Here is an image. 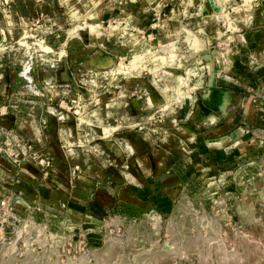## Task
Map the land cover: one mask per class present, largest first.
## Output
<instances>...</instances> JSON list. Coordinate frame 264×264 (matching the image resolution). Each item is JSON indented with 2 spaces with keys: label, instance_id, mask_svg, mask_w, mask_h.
Here are the masks:
<instances>
[{
  "label": "rangeland",
  "instance_id": "rangeland-1",
  "mask_svg": "<svg viewBox=\"0 0 264 264\" xmlns=\"http://www.w3.org/2000/svg\"><path fill=\"white\" fill-rule=\"evenodd\" d=\"M255 29L264 0H0V264H264Z\"/></svg>",
  "mask_w": 264,
  "mask_h": 264
},
{
  "label": "crops",
  "instance_id": "crops-1",
  "mask_svg": "<svg viewBox=\"0 0 264 264\" xmlns=\"http://www.w3.org/2000/svg\"><path fill=\"white\" fill-rule=\"evenodd\" d=\"M252 18H253V16L249 15L247 18H245V20L249 22ZM232 31L233 30H231V32ZM221 35H223V33ZM263 37H264V30H262V29H255V30L251 31L248 34V37L246 39L247 42H248V46L251 47L252 49L253 48L256 49L259 46L260 42L263 40ZM254 59L257 60L256 58H254ZM202 80H203V78H201V76H200V79L197 82L200 83ZM188 90H192V88L188 86ZM206 98H207V100H210L211 99V93L207 94L206 95ZM154 104H159L158 100H154ZM226 108H228V106ZM205 115H206V113L205 112H202L201 115L194 121V124L195 125H199L200 122L204 119ZM203 122L205 123V121H203ZM213 127L215 129H212ZM217 128H218V126H216V125L214 126V125L211 124L210 130L208 131L209 134L212 133V132H214V131H215V133L218 132V129ZM191 132H193V131H191ZM214 143L215 144H218V140H217V142H214ZM156 155H158V157L160 156L159 153H156ZM158 163H159L160 167H162V166L163 167H166V166H170L173 163V161H172V159L170 158L169 155H164V156H161V160ZM150 172H151V170H150Z\"/></svg>",
  "mask_w": 264,
  "mask_h": 264
},
{
  "label": "bare ground",
  "instance_id": "bare-ground-1",
  "mask_svg": "<svg viewBox=\"0 0 264 264\" xmlns=\"http://www.w3.org/2000/svg\"><path fill=\"white\" fill-rule=\"evenodd\" d=\"M248 3V2H247Z\"/></svg>",
  "mask_w": 264,
  "mask_h": 264
}]
</instances>
